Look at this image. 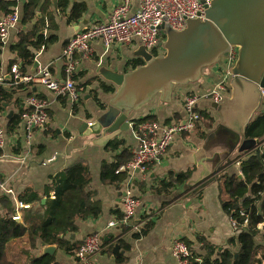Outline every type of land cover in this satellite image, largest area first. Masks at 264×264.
I'll return each instance as SVG.
<instances>
[{"label": "crops", "instance_id": "0c3cea01", "mask_svg": "<svg viewBox=\"0 0 264 264\" xmlns=\"http://www.w3.org/2000/svg\"><path fill=\"white\" fill-rule=\"evenodd\" d=\"M9 1L16 2L11 8L20 18L16 26L10 29L2 46V75L8 73L11 61L16 58V54L11 51V45L17 41L18 33L31 27V24L23 25L21 21L26 0ZM44 1L50 4L44 11L45 22L48 26L47 13L51 11L57 28H46L43 33L45 36L56 34L58 38L46 48L36 51L35 61L25 74H37L40 69L48 67L53 78L62 82L67 77L64 50L69 39L78 31L107 21L111 11L121 0H68L65 10L57 7L61 0H57L56 7L53 0ZM75 3H83L85 11L78 20L71 21L70 11ZM138 6L139 0H133L132 11ZM40 12L38 10V16H41ZM3 16L4 11L0 9V19ZM139 46L141 45L133 43L113 45L107 49L100 39H96L92 41L88 51L77 52L74 56V73L78 78L74 81L80 86L78 88L81 95L78 101H73L69 96L58 95L40 82H35L29 89L15 94L13 101L0 114V127L6 135V143L0 149V181L3 185L0 186V215L4 214L2 197L7 195L16 204L17 195L27 187L33 188L42 198V202L46 203L45 192L52 185L54 177L73 163L83 161L88 165L92 176L87 189L99 201L102 211L97 217L78 218L77 230L66 235L68 240L80 245L92 234L108 237V240L103 238L102 250L94 255L93 259L98 264H178L172 247L174 239L181 238L198 255L194 259L196 262L207 253L202 242L198 240L199 236L209 241L218 251L233 248L229 240L237 236L238 229L223 207V201L228 198L223 191V184L227 175L243 176L241 161L251 154H257L256 149L262 153L264 138H259L260 143L253 149L239 151L235 133L221 125V116L213 107L214 101L210 97H204L199 101V110L210 113L214 119L212 124L202 120L193 131L178 135L164 157L149 164L144 172L137 170L133 180H129L128 174L119 186L105 182L102 179L103 166L114 162L125 150L134 155L138 147V130L134 129V119L152 116L162 124L184 120L185 97L194 93H209L223 77L224 56L210 66L200 80L175 85L169 99H162L161 94H157L139 109L132 111L127 130L113 137H106L105 134L85 135L84 125L102 117L115 93L105 91L100 85L101 82L117 88L115 83L100 74L101 67L106 66L118 72L131 69L133 66L130 61L139 59L135 56ZM157 52L162 53V50L159 48ZM230 94L231 86L223 92L221 103ZM31 95L43 99L47 104V128L35 129L29 139L22 115L19 127L15 132L8 133L9 118L21 108L26 109L24 101ZM98 99L104 106L99 104ZM262 111L264 105L254 114L252 120ZM120 141L122 143L117 147H111L112 143ZM186 172H190L189 178L177 182L179 174ZM161 181H172L174 186L167 192L158 191ZM128 185H131L139 202L133 219L134 225L142 228L145 216L153 221L147 234L139 238L134 237L135 230L121 235L120 226H109L112 220L119 219L118 214L123 213V198ZM5 189H11L13 194L7 193ZM258 227L262 229L263 225L259 224ZM114 236L113 245L122 237L128 246H119L118 254L113 251L115 245L111 246L112 249L110 245H104V242ZM16 242L17 240L13 243ZM257 243L263 248L264 238L261 234ZM55 246L57 250L54 254L58 264H80L74 253H67ZM36 252L42 254V243H39ZM263 252L264 249H259L256 256L259 257Z\"/></svg>", "mask_w": 264, "mask_h": 264}, {"label": "trees", "instance_id": "16d2710c", "mask_svg": "<svg viewBox=\"0 0 264 264\" xmlns=\"http://www.w3.org/2000/svg\"><path fill=\"white\" fill-rule=\"evenodd\" d=\"M15 1L0 0V9L7 15L12 13L11 7L15 6ZM68 6V0H61L58 3L59 10ZM48 1L26 0L23 6V16L21 21L23 25L31 24L29 29H22L18 33V39L11 45V51L16 54V58L10 63L7 74L3 73L4 83L0 84V114L6 110L13 101L14 96L19 91L29 89L32 83H15L13 73L11 72L13 64H17L21 74H25L30 65L36 58V51L46 48L49 44L57 40V35L45 36L43 30L46 28H57L53 20L51 11L49 24L47 26L46 8H49ZM40 10L41 16L37 12ZM85 11L83 3H75L70 11L69 20H78ZM4 42L0 40V54ZM157 54V50H154ZM133 67L142 64L140 59L130 61ZM0 58V74H1ZM72 78L76 80L77 75L73 72ZM101 87L107 92H114L113 85H107L101 82ZM78 87L79 84H78ZM98 102L101 106L103 103ZM20 109L13 113L9 118L7 132L12 133L19 127L24 113ZM200 121L207 120L209 124L214 122L210 113L199 110ZM152 116L134 119L133 126L138 130L146 121H152ZM196 124V128L199 125ZM247 138H264V111L258 114L248 124L245 130ZM122 141L112 143L111 147H117ZM128 150L123 151L116 157L112 163L103 166L102 179L105 182L119 186L127 177L128 169H120L125 166L132 158ZM228 163V162H226ZM242 177L238 174L227 175L223 184V191L228 198L223 201V207L236 223L238 234L229 240V244L234 248H223L218 251L209 241L202 236L198 240L202 242L206 254L202 258V263L195 262L198 257L196 253L192 254V264H255L259 262L256 254L259 249H264L257 243V238L261 234L264 238V225L262 229L258 226L264 223V149L261 157L257 154H251L240 163ZM190 172L181 173L177 182H183L189 178ZM1 179V178H0ZM92 176L88 165L83 161H77L68 168L60 171L53 179L50 188L45 192L46 203L31 187H27L19 193L17 200L30 204L28 208H19L17 210L14 199L4 195L3 200L4 214L0 215V264H58L55 254H38L36 249L39 243L57 245L67 253H76L80 245L66 238L68 233L77 230L76 220L78 218H87L89 216L97 217L101 214L102 208L99 201L94 199V194L87 189ZM174 186L172 181H161L158 191H169ZM163 189V190H162ZM250 193V194H249ZM118 213H120L118 211ZM119 218L122 214H118ZM19 218L20 220H17ZM145 224L139 231H135L134 237L139 238L147 234L153 225V221L145 216ZM121 235L133 231L128 225H120ZM113 239L104 242V245L126 246L122 237L113 245ZM17 242L14 244L13 242ZM236 247V248H235ZM264 255V252L262 253Z\"/></svg>", "mask_w": 264, "mask_h": 264}, {"label": "water", "instance_id": "95a60500", "mask_svg": "<svg viewBox=\"0 0 264 264\" xmlns=\"http://www.w3.org/2000/svg\"><path fill=\"white\" fill-rule=\"evenodd\" d=\"M55 7L57 0H53ZM155 50L143 45L135 51L142 64L123 72L102 66L100 74L116 84L108 110L95 122L86 123L83 133L113 137L130 126V114L157 94L169 99L175 85L201 79L207 69L235 46L238 57L231 69V94L223 103H213L221 125L233 131L239 151H248L260 143L247 138L245 130L252 117L264 105V0H212L205 19H189L186 27L167 29ZM256 153L261 157L260 150ZM45 201V200H44ZM17 220H20L17 218ZM108 240V237H103ZM42 254H54L55 245L42 243ZM119 253V245L114 247Z\"/></svg>", "mask_w": 264, "mask_h": 264}, {"label": "built area", "instance_id": "2783aa9c", "mask_svg": "<svg viewBox=\"0 0 264 264\" xmlns=\"http://www.w3.org/2000/svg\"><path fill=\"white\" fill-rule=\"evenodd\" d=\"M212 0H139V6L132 11L133 0H121L113 8L109 19L102 23L93 24L72 36L64 50L67 61L66 80L58 81L53 78L48 67L40 69L37 74H21L19 67L15 64L11 72L15 83L40 82L53 90L58 95L69 96L73 101L80 98V89L72 78L75 70L74 56L77 52H86L90 49L93 40L100 39L105 47L109 49L113 45H130L138 43L146 49L154 51L165 37L162 24L182 30L186 27L189 19H205L206 10ZM17 12L9 13L0 19V40L5 42L11 28L19 22ZM238 57V49L229 45L228 54L224 56L222 66V80L216 84L209 93L198 95L189 94L185 97L184 105L186 118L184 120L162 124L157 120L146 121L137 132L138 147L133 158L120 169H128L129 180H133L137 170L144 172L146 167L156 161H160L175 138L183 132H190L196 128L200 121L199 101L201 98L210 97L212 101L221 103L223 92L229 87L232 78L231 69ZM4 83V76L0 74V84ZM26 109L23 113V121L27 130L26 136L30 139L35 129H46L48 125V114L46 102L34 95L26 97L24 101ZM90 122L89 124H91ZM30 141V140H29ZM6 143V135L0 127V149ZM0 186L3 187L0 181ZM12 193L11 189H5ZM139 202L134 196L131 185H128L123 198V213L119 219L112 220L110 227L128 225L133 230L139 231L140 227L134 225L133 219ZM17 210L28 208L30 204L16 199ZM236 227V223L233 221ZM264 225V223H261ZM103 248V238L97 233L88 236L77 249L75 256L80 264H98L93 258ZM173 256L178 264H192L193 251L191 247L181 238L174 239L172 247ZM264 264V255L257 257ZM202 263V259L199 260Z\"/></svg>", "mask_w": 264, "mask_h": 264}, {"label": "rangeland", "instance_id": "374dc122", "mask_svg": "<svg viewBox=\"0 0 264 264\" xmlns=\"http://www.w3.org/2000/svg\"><path fill=\"white\" fill-rule=\"evenodd\" d=\"M169 27H170V26L167 25V29H170ZM225 49H226V51H227V50H228V47H226ZM161 50H162V49H161ZM162 52H163V50H162Z\"/></svg>", "mask_w": 264, "mask_h": 264}, {"label": "bare ground", "instance_id": "6f19581e", "mask_svg": "<svg viewBox=\"0 0 264 264\" xmlns=\"http://www.w3.org/2000/svg\"><path fill=\"white\" fill-rule=\"evenodd\" d=\"M234 221V220H233Z\"/></svg>", "mask_w": 264, "mask_h": 264}]
</instances>
